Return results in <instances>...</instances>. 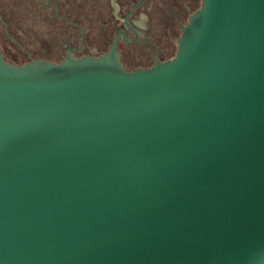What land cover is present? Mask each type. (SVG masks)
<instances>
[{
    "label": "water",
    "instance_id": "1",
    "mask_svg": "<svg viewBox=\"0 0 264 264\" xmlns=\"http://www.w3.org/2000/svg\"><path fill=\"white\" fill-rule=\"evenodd\" d=\"M0 264H264V0L150 68L0 53Z\"/></svg>",
    "mask_w": 264,
    "mask_h": 264
},
{
    "label": "flooded vegetation",
    "instance_id": "2",
    "mask_svg": "<svg viewBox=\"0 0 264 264\" xmlns=\"http://www.w3.org/2000/svg\"><path fill=\"white\" fill-rule=\"evenodd\" d=\"M201 0H0V53L8 64L98 57L116 42L126 71L172 58Z\"/></svg>",
    "mask_w": 264,
    "mask_h": 264
}]
</instances>
